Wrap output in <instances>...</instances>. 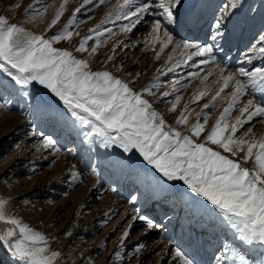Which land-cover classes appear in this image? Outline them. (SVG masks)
Returning a JSON list of instances; mask_svg holds the SVG:
<instances>
[{"label":"snow or ice","instance_id":"1","mask_svg":"<svg viewBox=\"0 0 264 264\" xmlns=\"http://www.w3.org/2000/svg\"><path fill=\"white\" fill-rule=\"evenodd\" d=\"M69 2L63 0L41 33L27 28L23 18L13 23L0 15V111L19 102L29 117L61 129L75 146V151L66 149L69 154L82 149L113 168L130 170L153 196H171L194 206L201 221L213 229L210 264H264V136L257 137L253 127L245 129L254 120L264 124V100L256 99L257 94L264 96V0L252 4L248 0H218L207 22L198 7L201 0H115L101 22L89 28L76 45L62 48L56 45L80 37L77 29L85 21H78L77 15L94 4V0H82L66 23L48 36ZM39 3L34 0L25 9L26 23L45 21L51 0L37 8ZM98 3L103 5L106 0ZM21 6L17 3L15 8ZM118 20L128 21L120 25L121 33H131L141 23L150 24L143 43L155 52L156 60L171 47L165 64L157 69L160 75L189 62L197 69L187 74L199 84L182 108V96L176 93L188 87L181 82L183 78L173 80L170 90L153 100L154 89L160 88L159 76L136 89L142 73L125 72L123 65L115 72L93 70L90 59L82 58L83 54L93 57L105 45L102 37L110 39L113 30L103 25ZM180 30L203 31V38L177 39ZM234 33H248L250 38L240 53L239 66L233 69L230 57L221 54ZM120 46L126 47L122 42ZM111 51L114 53L116 46ZM105 59L112 61L113 56ZM45 92L56 98L58 107H53ZM170 96L174 99L167 100ZM246 97L250 98L245 101ZM206 98L199 112L189 107ZM224 101L226 106L209 126L210 111L206 110ZM158 102L174 114V124L158 110ZM237 109L239 114L233 118ZM30 136L39 139L42 149L54 151L57 157L61 153L53 135L33 127ZM137 155L143 163L134 161ZM55 163L54 159L51 164ZM68 176L70 183L81 179L75 165L69 167ZM137 200L133 195L129 202L135 205ZM9 203L0 197V249L9 264H58L62 253L51 248L45 233L9 212ZM134 211L136 215L128 221L109 264H132L147 250L139 241L132 245L131 254L126 248L135 222H142L145 236L161 227L149 215L141 214L140 208ZM169 253L170 264H198L180 246L166 245L165 254Z\"/></svg>","mask_w":264,"mask_h":264},{"label":"rangeland","instance_id":"2","mask_svg":"<svg viewBox=\"0 0 264 264\" xmlns=\"http://www.w3.org/2000/svg\"><path fill=\"white\" fill-rule=\"evenodd\" d=\"M206 1L208 0H202L200 5L205 6ZM48 2L49 0H40L37 8ZM62 2L63 0H51V6L43 23L39 21L26 23L25 9L30 3H34V0H0V15L8 16L13 23L22 22L23 18L27 28L35 33H41L45 31L47 22L53 18ZM214 2L217 4L218 0ZM254 2L255 0H248L250 4ZM17 3L22 5L19 9L15 8ZM80 3L82 0H70L65 15L46 34L51 36L57 32L66 23L72 10ZM114 3L115 0H106L105 4L99 5L98 0H94L93 5L86 6V9L77 15L78 21H85L77 29L80 37H74L71 42H62L56 46L69 48L76 45L81 37L88 34L89 28H94L101 22ZM88 8L91 10L89 11ZM214 8L210 11L207 20L204 19L206 22L211 19ZM125 23L128 21L118 20L103 25V27L111 28L113 35L110 39L107 35L102 37L105 45L93 57L83 54L82 58L90 59L93 70L107 68L115 72L117 67L123 65L125 72L142 73L135 84L136 89L144 87L154 77L159 76L160 88L154 89L153 100L163 91L170 90L173 80L183 78L181 82L188 84V87L176 93L182 96L180 106L182 108L189 102L191 94L199 84V80H192L187 74L197 69L191 67L189 62L188 65H181L175 72L160 75L157 69L165 64L171 47L166 49L160 60H156L155 52L148 50L143 43L150 31V24L141 23L133 32L121 33L120 25ZM206 27L207 24H205ZM202 35L201 38H203ZM194 36L184 31L177 38L198 37ZM249 38L248 33L242 35L234 33L230 36L225 46V53L221 56L226 54L230 57L233 69L239 66L240 53L245 49ZM121 42L123 45L134 42V46L125 49L124 46H120ZM92 43V41L89 42L90 45ZM114 46L116 51L113 53L111 49ZM122 49L126 52L121 51ZM106 55H112L113 60L107 61ZM121 75L124 74L121 73ZM124 78L128 77L124 76ZM209 85L211 86V78ZM44 95L53 107L59 106L55 97H51L46 92ZM247 98L250 97L244 98L245 101ZM172 99L174 96L167 98V100ZM207 99L192 103L189 107L199 112ZM256 99L260 102L264 100V96L257 94ZM156 106L158 110L165 112L169 123L174 124V114L167 112V105L158 102ZM224 106L226 101L221 102L216 108L206 110L210 111L209 126ZM25 111L26 109L22 108L19 102H14L10 110L0 111V197L9 199L10 203L7 206L9 212H14L31 227L49 237L51 248L62 253L58 264H92V262L109 264L108 258L118 248L120 237L128 221L131 216L136 215L134 208H140L141 214L149 215L161 227L151 230L145 236L142 234L144 231L142 222H135L126 248L131 254L132 245L139 241L146 245L147 250L142 252L138 259L133 260L132 264H170L171 255L165 254L166 245L182 247L197 260L198 264H210L213 229L211 226L206 227L207 221H201L194 206L176 201L171 196H153L150 189L137 182L130 170L113 168L103 158L90 156L82 149L78 154H69L66 149L73 148L75 151V146L65 138L59 127L45 123L42 119L29 117ZM238 114V109L234 110L233 118ZM195 119L194 112L190 121L194 122ZM33 127L59 140L62 150L58 157L54 151L42 149L39 139L30 136ZM247 127H253L257 137L264 136V124H260L258 120L245 125V129ZM54 159L56 163L51 164ZM133 159L143 163L138 155ZM61 161L71 162V164L65 163V167L61 168ZM71 165H75L76 170L81 174V179L75 183H70L68 176ZM247 166L251 167L252 164L249 163ZM149 171L152 170L149 168ZM113 188L116 191H112ZM133 195L138 197L135 205L129 202ZM25 200L28 203H24ZM105 213L109 215L106 217ZM105 220L108 222L102 223ZM66 231H71L72 235H64ZM0 261L2 264H9V258L3 249H0Z\"/></svg>","mask_w":264,"mask_h":264},{"label":"bare ground","instance_id":"3","mask_svg":"<svg viewBox=\"0 0 264 264\" xmlns=\"http://www.w3.org/2000/svg\"><path fill=\"white\" fill-rule=\"evenodd\" d=\"M202 1V0H201ZM201 3V2H200ZM200 3L198 4V7L199 8H201L202 9V11H203V13H204V19L206 18V20H207V18L209 17V14H210V11H212V9L215 7V2H214V0H208V1H206V4H204L205 6H201L200 5ZM202 4V3H201ZM206 24V23H205ZM187 32V33H190L192 36H199V37H201V35H202V32L203 31H196V30H192V31H188V30H180L179 31V33H178V35H182L183 34V32ZM177 35V36H178ZM194 36V37H195ZM203 36V35H202ZM178 39V38H177ZM134 44V42H132V43H130V44H127L126 45V47L124 46V48L126 49H128L130 46L132 47V45ZM134 46V45H133ZM124 49V50H125ZM123 49L121 50V51H124ZM120 51V52H121ZM124 52H126V51H124ZM75 155V154H74ZM71 162H72V160H70ZM69 162V161H68ZM71 162L70 163H66V162H63V161H61L60 163H61V168L64 166L65 167V163L67 164V165H70L71 164Z\"/></svg>","mask_w":264,"mask_h":264}]
</instances>
